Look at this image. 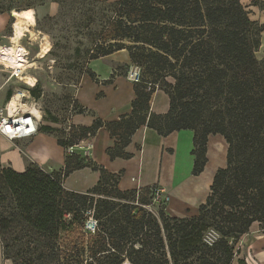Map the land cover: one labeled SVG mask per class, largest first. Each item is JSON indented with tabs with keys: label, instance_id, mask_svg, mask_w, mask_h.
Instances as JSON below:
<instances>
[{
	"label": "trees",
	"instance_id": "trees-1",
	"mask_svg": "<svg viewBox=\"0 0 264 264\" xmlns=\"http://www.w3.org/2000/svg\"><path fill=\"white\" fill-rule=\"evenodd\" d=\"M108 6L103 45L91 59L128 52L130 65L141 70L131 112L111 122L95 118L89 127L42 126L39 133L65 150L57 172L34 163L22 172L0 164L2 257L12 264H230L251 224L264 229V59L255 57L263 26L249 19L241 0H117ZM85 74L97 80L90 69ZM156 90L169 98L164 115L150 111ZM86 112L74 102L73 113ZM142 126L162 137L192 131L194 176L206 164L208 136L225 139L226 166L215 173L196 216L169 217L164 205L154 212L152 187L122 191L120 174L67 152L103 128L114 139L107 157L128 160L125 148ZM86 168L99 174L92 188L63 187L71 173ZM208 232L215 235L210 242Z\"/></svg>",
	"mask_w": 264,
	"mask_h": 264
},
{
	"label": "crops",
	"instance_id": "crops-1",
	"mask_svg": "<svg viewBox=\"0 0 264 264\" xmlns=\"http://www.w3.org/2000/svg\"><path fill=\"white\" fill-rule=\"evenodd\" d=\"M241 4L248 12L249 19L263 26L260 46L255 52L256 59L262 60L264 0H241ZM0 8V49L6 47L4 44L8 42L11 45V35L14 36L16 23L14 15L19 14L33 22L22 39L28 40L29 45H36L35 54H38L45 44V33L38 29V24L45 17L55 18L59 12L58 4L39 0H0ZM22 39L20 41H23ZM124 64L130 65L126 50L114 52L89 64L88 69L95 74L97 80L92 81L84 74L74 91L75 103L87 112L72 113L70 124L89 127L95 118L111 122L131 112V103L135 99L134 84L121 76H112L113 71H116L115 67ZM108 80L110 82L105 83ZM2 88L0 82V91ZM2 97L0 94V101ZM149 107L154 114H166L169 109L167 94L156 90L151 95ZM0 143L5 154L4 161H0V164L16 172L24 171L28 163H34L46 172H57L63 167L65 150L57 145L56 139L46 134L37 133L32 138L23 139L22 147L14 146L15 143L2 136ZM113 144L114 139L100 128L94 137L79 142L75 152L86 155L111 174H120L118 188L122 191L153 186L164 188L169 197L165 214L169 217L196 216L199 206L210 193L215 173L226 166L228 145L220 135L208 136L205 155L207 161L203 171L197 176L191 174L194 162V156L191 154L192 131L182 130L162 137L155 130L142 126L133 134L125 148V151L132 155L128 160L117 158L111 161L107 157L105 150ZM20 148L23 149L28 162L20 154ZM98 177L97 172L82 169L71 173L64 180L63 187L73 192H85L96 184ZM239 261L244 264H264V229L261 223H252L247 233L237 240L230 264H239ZM6 262L11 264L9 260Z\"/></svg>",
	"mask_w": 264,
	"mask_h": 264
},
{
	"label": "rangeland",
	"instance_id": "rangeland-1",
	"mask_svg": "<svg viewBox=\"0 0 264 264\" xmlns=\"http://www.w3.org/2000/svg\"><path fill=\"white\" fill-rule=\"evenodd\" d=\"M56 2L59 12L55 18H44L39 22V28L45 33L44 46L50 52L43 59H38L35 54L36 45L28 40L20 41L24 50V57L32 68L27 70L29 77L36 80V86L29 88L23 81L11 79L12 73L5 62L0 61V82L3 85L0 94L3 96L0 101V108L3 107L11 97L17 93L24 94L25 105H33L40 112L38 131L42 126H50L55 129H65L70 123L73 113L74 91L93 61L91 58L99 53V48L103 45L99 41V33L104 21L110 15V3L115 1L97 0H39ZM35 3V1H33ZM11 35V34H10ZM11 37H13L11 35ZM130 45L129 42H122ZM10 46L9 42L4 44ZM43 46V47H44ZM42 47V48H43ZM41 48V49H42ZM26 49V50H25ZM41 51V50H40ZM26 55V56H25ZM100 59V58H98ZM95 59V60H98ZM129 64L118 65L114 75L121 76L128 80L127 72ZM5 70V71H4ZM168 84H173L171 77L166 78ZM167 91V88H164ZM8 94L10 97L8 98ZM47 135V134H46ZM49 137H53L48 135ZM54 138V137H53ZM55 139V138H54ZM22 140L13 141L14 146H21ZM20 154L26 161L23 149ZM4 151L0 143V161H4ZM28 162V161H26ZM159 200L152 199V209L166 206ZM170 211V210H169ZM214 235L207 233V240L213 239ZM0 264H9L3 259L0 246ZM10 261V260H9ZM11 262V261H10ZM12 264V263H11Z\"/></svg>",
	"mask_w": 264,
	"mask_h": 264
},
{
	"label": "bare ground",
	"instance_id": "bare-ground-1",
	"mask_svg": "<svg viewBox=\"0 0 264 264\" xmlns=\"http://www.w3.org/2000/svg\"><path fill=\"white\" fill-rule=\"evenodd\" d=\"M14 18L16 23L14 25V36L11 39V45L2 47L0 49V61L5 62L9 70L12 73L10 79H17L23 81L29 88L36 86V80L29 77L27 70L32 68L34 64L30 65L24 57V50L20 45V40L25 36L28 30V26L32 25L33 22L19 14H15ZM50 52L47 46H44L38 54V59H43ZM23 98H26L24 94L17 93L12 96L11 99L6 103L7 112L9 116L14 117L20 113H29L33 115L36 120L40 119V112L33 105H25ZM127 264V263H125Z\"/></svg>",
	"mask_w": 264,
	"mask_h": 264
},
{
	"label": "built area",
	"instance_id": "built-area-1",
	"mask_svg": "<svg viewBox=\"0 0 264 264\" xmlns=\"http://www.w3.org/2000/svg\"><path fill=\"white\" fill-rule=\"evenodd\" d=\"M26 56V55H25ZM141 77V70L135 65H130L127 72V78L133 84L139 83ZM150 90V86L148 87ZM38 122L36 118L29 113H20L14 117L9 116L6 104L0 108V136L4 137L10 142L29 139L37 134ZM77 144L67 149L68 153L75 152ZM86 156V155H84ZM139 190V189H137ZM152 199L161 201L160 203L169 201L166 190L160 186H153L151 188ZM92 229V222L88 225ZM213 234V233H212ZM214 235V234H213ZM215 237V235H214ZM213 237V239H214ZM209 242L212 239L208 240Z\"/></svg>",
	"mask_w": 264,
	"mask_h": 264
}]
</instances>
